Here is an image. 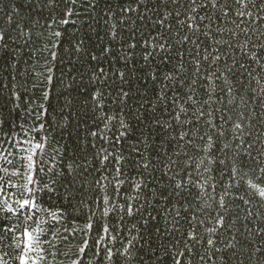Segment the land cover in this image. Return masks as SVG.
Listing matches in <instances>:
<instances>
[{"label": "trees", "instance_id": "1", "mask_svg": "<svg viewBox=\"0 0 264 264\" xmlns=\"http://www.w3.org/2000/svg\"><path fill=\"white\" fill-rule=\"evenodd\" d=\"M93 3L98 5L94 10L88 5H84L80 16L74 14L71 19L76 20V23L67 26L65 36L61 38L63 42L60 43L59 48H53L52 41L54 38L48 33L62 29L57 25L52 30H46L43 25L46 23L49 12H52L54 16H60L65 11L64 4L56 5L55 11H53V9L43 4L42 0H37L38 7L31 6L29 0H0V26L8 35L7 46L0 48V82L8 85L12 83L11 77H16V88L22 92H27L24 99L27 100L31 97L30 102L27 104L29 110L36 109L39 111L40 104H45L49 111L46 121L47 144L49 145L47 148L48 156L55 154L57 159L63 157L73 168L77 165L83 166L85 162L88 163L89 168H92L98 163L94 160V154L99 151L103 141L93 137L91 133L96 131L100 134L104 124L99 123V126H97L95 102L91 100V96L97 90L106 93L101 101L105 105L104 112L106 115L118 117L129 126L127 137L117 147L116 151L118 154L122 152L123 159L128 162L125 164L127 172L144 184V190L139 195L140 201L145 203L148 213H151L152 208H155L161 216V219L152 221L149 215L150 222L145 225V214L142 211L136 225L127 224L128 228L136 227L139 229V233L132 234L139 235L142 233L143 241H152L156 246H159L160 239L157 238V229L172 220L171 214L164 212L163 209L176 204L175 197L169 195V198H165L160 193L167 189L170 194L172 182L180 181L185 168L191 166L192 176L198 178L197 183L204 182L207 184L210 180L211 184L216 186L217 189L210 193L216 199H206V197H209V193L199 195L194 188L191 196L181 198L184 207L189 209L187 215L196 216V219L192 222V227L196 228V234L201 239L207 238L205 233L207 228L211 226L207 223L209 211H220L217 206L219 195L221 191L228 188V185H232L225 197V203L228 205L227 210L223 213L225 226L219 229L217 236L214 237L218 240L217 246L222 249L220 253L215 254V264H254L255 257L253 256V259L250 260L249 254L253 253L256 247L264 245V237L255 234L257 228H264V202H261L259 197L250 188L246 187V184L252 182L257 187H264V173L259 171L261 167H264V160L261 159V154L264 153V103L260 99L264 96V92L256 91L253 96L254 82L252 85H249L247 81L243 85L235 82V88L231 89V97L223 98V101L231 100L232 103L217 100L216 95L213 94L210 101L214 102H211L210 106L203 105L199 101L207 93L199 84V77H196L197 84L191 87L186 85L184 93L191 92L194 97L189 111L192 108L195 109L191 112V120L199 123L184 126V130L190 133L189 138H186L185 141L172 142L173 138L180 134L181 129L175 128V121L171 119L169 110L164 107L168 101L161 102L157 99L156 90L160 88V84L149 79L151 71H155V67L150 66L151 71H149L139 62L142 51L138 42L145 37L151 39L150 34L157 31L152 24V21L156 19L154 15L156 9L149 11L148 2L145 0V18L141 20L138 13L124 16L121 12V0H93ZM152 3H156V0H152ZM80 4H83V0H80ZM124 7H128V5L125 3ZM261 7H264V5H261ZM157 8L162 12L164 11L163 6L160 4H157ZM247 10L253 11L254 16L258 12V10H253L251 6ZM41 11L43 16L39 14ZM102 13H108V16H102ZM10 14L15 17L14 23H19L20 28L25 31L29 28L32 29V40L29 44L25 43L24 37L18 35L19 29L13 28L7 22V17ZM217 14L219 15V13ZM183 18L184 9H181V19ZM228 19L229 22L223 24L217 22L214 29L209 30L212 46L219 47L215 43L217 40L221 44L231 40L233 33H236L237 40L246 41V37L239 34L240 29L230 22L234 17L230 15ZM37 21L39 23H36ZM242 26L250 34H253L252 40L254 42L264 41V36H262L264 27H261L260 23L246 19ZM180 30L190 37L193 35L184 28ZM221 30L223 35L219 34ZM176 31L177 26L174 25L168 36V40L173 47L171 53L173 59L168 67L175 70L177 65H180L186 69L185 72L179 73L181 83L192 80L195 63L200 64V76L206 75L207 69L205 66L207 64L209 68L213 67L210 60L214 55L210 49L205 51V42L208 38L203 35L200 36L201 51L197 53L196 46L191 43L186 47L176 43L173 39ZM42 32L45 34L41 35ZM113 32H115L114 36L112 35ZM74 35L77 40L83 39L84 41L80 52L75 51L77 41L73 39ZM132 43H137L135 49H129V44ZM105 47H111L114 55L109 54L105 57L102 52ZM181 48L185 50L186 61L176 59L177 50ZM52 51L57 53L55 60H51ZM225 51L228 60L227 63L223 59L220 61L219 70L221 72H225L227 67L231 65L239 68L240 63L248 61V57L244 56L239 49L226 47ZM123 52H127L131 58L124 61ZM94 55L97 56L95 61L91 60ZM205 55L209 56V61L203 59ZM220 55L223 57L224 53H220ZM122 62L126 63L128 67H123ZM99 66H102L109 73V78L106 81L102 79L100 83H97L95 82V76ZM160 67L163 68V65H160ZM254 68L259 73L257 79H261V82L264 83V72L259 71L260 64L254 65ZM49 70H51L53 77L51 85L45 82V73ZM118 71H124L127 74L128 79L122 85L114 76ZM247 71L246 68L245 72ZM243 79L244 76L242 75L241 80ZM121 87L129 93L128 99L123 105L118 99ZM214 87L215 85L210 84L209 90ZM255 87L258 88V86ZM46 89H51L48 100H45L42 93V90ZM183 99L184 96L181 97V100ZM16 103L21 102L16 101ZM201 108L203 112H201ZM209 113H211L210 116ZM201 116L203 119H201ZM20 118L24 120V131H28L34 122L26 116L25 111L16 110L15 104L11 102L10 90L4 88L0 91V119H3L6 123L0 129V144L3 145L6 151L0 152V155L13 160L12 165H4L9 172L15 171L18 165L23 163L19 160L22 153L18 149L30 146L17 144L14 149L7 143L10 138L9 133L13 130L19 131L17 125L21 123ZM182 118L187 119L183 114ZM157 120L164 128H167L169 122L173 124L175 130L172 131L171 136L165 133L164 128L157 130ZM209 121L220 123L225 135L218 137L216 133L212 132L213 124L208 123ZM235 123H241L243 128L239 140L233 138L235 134L231 131ZM9 125L11 128H9ZM118 127L119 125L116 123L109 124L112 131L107 134L114 135ZM44 134L37 133L35 135L38 137ZM202 135L205 137L203 140L201 139ZM209 135L212 136L213 145L217 143L220 145L227 144L229 148L227 155L223 151L215 154L211 150L203 151L209 148L207 143ZM93 144L96 145V149L91 147ZM241 144L244 147H239ZM249 144L252 147H249ZM149 145H152L155 149V155L150 151ZM105 146L111 147L110 145ZM137 151H139V155L136 154ZM9 153H11V156L8 155ZM130 153L131 155H129ZM233 154H235V157ZM245 154H248L246 158L249 162L255 156L258 162L255 171L246 169V175L238 173L235 180L230 176L213 173L212 176H208V180H205V176L208 175L206 169L215 167L214 164H206L204 162L205 158L212 160L216 156H225V159L231 162L235 158L245 157ZM149 158V169L145 170L140 167ZM73 160L76 161L75 164L72 163ZM173 160L178 161V163L172 165ZM0 164H3V161H0ZM169 165L172 166L169 167ZM223 167L224 172L227 173L229 165ZM231 167L235 169L236 164L231 163ZM197 169L199 170L197 171ZM138 173H143V175L138 176ZM165 173H167V176ZM92 175L96 176L100 173L93 172ZM44 179L51 181L52 177L49 176ZM124 179L127 182L128 176L126 175ZM222 179L223 183H221ZM6 181L8 184L16 183L17 185L23 182L21 177H9L7 175ZM91 182L92 176L88 177V184L90 185ZM189 183L191 184V181ZM64 188L66 190L67 186L65 185ZM11 193H16L15 196H12V199L15 200L19 195V188L10 189L9 194L11 195ZM132 194L136 195L134 192ZM91 195L92 193H89V199ZM39 199L44 207L67 208L69 218L76 215L73 208L61 200L59 195L52 196L41 193ZM169 200H171V203H169ZM72 204L75 205L76 201L73 200ZM205 208H208L209 211H204ZM249 210L253 213L252 216H248ZM174 213L181 217L182 223L179 225L181 231H191L187 220L184 219L183 208L176 206ZM6 216L7 214H5ZM10 222L5 219V225ZM212 223L214 224L215 221ZM199 225H203V227ZM19 234L20 231L18 230L16 235ZM233 235L237 239L233 240ZM121 238H124L123 234H121ZM62 240L63 237L57 234V244H60ZM126 243L127 240L125 239ZM227 243L236 245L235 249H226ZM14 245L18 247V242L12 239L9 234H4L3 239L0 240V253L8 254V264H15L16 251ZM116 247H120V245L117 244ZM194 247L201 253L208 254L202 246L195 245ZM77 248L78 242L73 240L72 244L66 249L69 255L65 256L61 253L56 256H49L51 264H68ZM51 251L56 252V249L53 248ZM155 251V247L145 243L143 257L151 256ZM45 255H48V253H45ZM87 255L89 257L88 264H98L99 258L94 257L91 251ZM132 256L136 257L137 253L133 251ZM115 264H136V261H125L124 257H119ZM143 264H155V262L143 259ZM191 264H201V262L197 256L193 255ZM261 264H264V261Z\"/></svg>", "mask_w": 264, "mask_h": 264}, {"label": "snow or ice", "instance_id": "2", "mask_svg": "<svg viewBox=\"0 0 264 264\" xmlns=\"http://www.w3.org/2000/svg\"><path fill=\"white\" fill-rule=\"evenodd\" d=\"M42 2L48 8L53 9V11H55L56 5H65V11L60 16H54L52 12H49L46 23L43 25L46 30H52L57 25L62 29L48 33L54 38L52 41L53 48H59L60 43L63 42L61 38L65 36L67 26L76 23V20L71 19L74 14L75 16H80L84 5H88L93 10L98 6L93 3V0H83V4H80V0H42ZM147 2L149 11L156 9L154 13L156 19L152 21V24L157 31L150 34L151 39L145 37L142 41L138 42L142 51L139 62L149 71H151L150 66L155 67V71H151L149 79L160 84V88L156 90L157 99L161 102L168 101L164 107L169 110L171 119L175 121V128L181 129L180 134L174 137L172 142L179 143L185 141L186 138H189L190 133L184 130V126L199 123L198 121L191 120V112L195 111V109L192 108L189 111L194 97L191 92L184 93L186 85L191 87L197 84L196 77H199V84L207 93L199 101L203 105L210 106V103L214 102L210 101V97L213 94L216 95L217 100L222 101L224 97H231V89L235 88V82H239L241 85L245 81L249 85H252L254 82V85L258 86V88L253 87V96L256 91L264 92V83L261 82V79H257L259 73L254 68V65L259 63V71L264 72V41L254 42L252 40L253 34H250L242 26L243 22L249 19L250 21L260 23L261 27H264V7H261V5H264V0H156V3H152V0H147ZM29 3L33 7L39 6L37 0H29ZM125 3L128 7H124ZM157 4L163 6V12L157 8ZM250 6L253 10H258L255 16L253 11L247 10ZM181 9H184L183 19H181ZM144 10L145 0H121V12L124 16L138 13L140 14L139 18L142 20L145 18ZM39 14L43 16L42 11ZM101 15L108 16V13H102ZM230 15L234 17L230 22L240 29L239 34L246 37V41L241 42L237 40L236 33H233L231 40L226 41L224 44H221L217 40L215 43L219 47L212 46L209 30L214 29L217 22L222 24L229 22L228 18ZM14 20L15 17L13 15H8L7 22L13 28L19 29L18 35L24 37L25 43L29 44L32 40V29L29 28L25 31L23 28H20L19 23H14ZM36 23H39V21ZM174 25L177 26L176 34L173 37L176 43L185 47L191 43L196 46L197 53L201 51L200 36L203 35L208 38L205 42V51L210 49L214 55H212L210 60V64L213 67L209 68L207 64L205 66L207 69L206 75L200 76V64L195 63L192 80L181 83L179 73L185 72L186 69L180 65H177L175 70L168 67V64L173 59L171 55L173 47L168 40V36ZM181 28L186 29L193 35L190 37L185 32H182ZM44 34L43 32L41 33V35ZM219 34L223 35V31L221 30ZM112 35L114 36L115 32ZM262 36H264V33H262ZM73 39L77 41L75 51L80 52L84 42L83 39L77 40L75 35ZM7 44L8 35L2 26H0V48L6 47ZM136 47L137 43L129 44V49H135ZM226 47L241 50L243 55L248 57V61L240 63L239 68L231 65L227 67L225 72H221L219 70L220 61L223 59L227 63L228 60L225 51ZM102 52L105 57L109 54L114 55L111 47L103 48ZM220 53H224L223 57ZM56 56L57 53L52 51L51 60H55ZM123 56L124 61L131 58L127 52H123ZM176 59L186 61V53L183 48L177 50ZM203 59L209 61V56L205 55ZM91 60H97V56H92ZM160 65H163V68ZM122 66L128 67L123 62ZM246 68L248 69L247 72H245ZM242 75L244 76L243 80H241ZM114 76L119 80L121 85L128 79L124 71H118ZM45 77V82L51 85L53 82L51 70L45 73ZM108 78L109 73L102 66H99L95 82L100 83L102 79L106 81ZM11 81L12 83L8 85L0 82V91L8 88L11 92V102L15 104L16 110L25 111L26 116L34 122L28 131H24V120L20 118L21 123L17 125L19 131L13 130L9 133L10 138L7 140V143L14 149L17 144L22 146L30 145L18 149L22 153L19 160L23 163H20L15 171L9 172L8 168L4 166L5 164L12 165L13 160L0 155V161H3V164H0V240L7 233L18 242V247L13 246L16 251L15 264H51L49 256H56L61 253L65 256L69 255L66 249L72 244L73 240L78 242V248L68 264H88L89 257L87 254L89 251L92 252L94 257L99 258L98 264H115L119 257H124L125 261L135 260L136 264H143V259L152 260L155 264H191L193 255L199 258L201 264H215V254L220 253L222 249L217 246L218 240L214 237L217 236L219 229L225 226L223 213L228 207L225 203V197L228 189L232 187L231 184L228 185V188L221 191L219 195V199L217 200L219 212L216 210L209 211L208 208L204 209V211H209L207 223L211 226L206 230L205 235L207 238L201 239L196 234V228L192 227V222L196 219V216L187 215L189 209L184 207L181 198L191 196L192 189L194 188L199 195L209 193V197H206V199H216L210 193L217 189L216 186L211 184L210 180L207 184L204 182L197 183L198 178L192 176L191 166L186 167L180 181L172 182L170 194L167 189L160 193L165 198H169V195L175 197L176 204L163 209L164 212L171 214L172 220L157 229V238L160 239L159 246H156L152 241H143L142 233L139 235L132 234L139 233V229L136 227L128 228L127 224L136 225V221L142 214V211L145 214V225L150 222L149 215L152 221L161 219V216L156 212L155 208H152V212L148 213V209L145 203L140 201L139 195L144 190V184L127 172L125 164L128 162L123 159L122 152L118 154L116 151L117 147L127 137L129 126L118 117L106 115L104 112L105 105L101 102L106 93L97 90L91 96V100L95 102L97 126H99V123L104 124V128L101 129L100 134L96 131L91 133L93 137L103 141L99 151L94 154V160L98 161V163L92 168H89L87 162L83 166L77 165V167L73 168L63 157L57 159L55 154L50 157L48 156L47 148L49 145L47 144L46 121L49 111L45 107V104H40L39 111L27 109V104L30 102L31 97L27 100L24 99L27 92H22L16 88V77H11ZM210 84L215 85L211 90H209ZM42 93L45 100H48L51 89L42 90ZM128 96V91L121 87L118 97L121 105L128 99ZM182 96H184L183 100H181ZM260 99L264 103V96ZM16 101H20L21 103H16ZM223 102L232 103L231 100ZM201 112H203L202 108ZM182 114L187 119H183ZM208 115L210 116L211 113ZM201 119H203L202 116ZM5 123L3 119H0V129H2ZM114 123L119 125L116 133L108 135L107 133L112 131L109 128V124ZM208 123L213 124L211 131L216 133L218 137L225 135L220 127V123L215 121H209ZM57 126L59 127V125ZM9 128H11L10 125ZM161 128H164V126L160 125L157 120V130L159 131ZM173 130L175 129L171 122L168 123L167 128H164L165 133L169 136H171ZM231 131L235 134L233 138L239 140L240 134L243 131L241 123H235ZM37 133L45 134L37 137L35 135ZM201 139L203 140L205 137L202 135ZM207 143L209 148L203 151L211 150L213 154L223 151L225 155L229 152L227 144L220 145L217 143L213 145L211 135L207 137ZM105 145H110L111 147H106ZM91 147L96 149L95 144L91 145ZM239 147H244V145L241 144ZM249 147H252V145L249 144ZM149 149L153 155L156 154L152 145H149ZM5 151L6 149L0 144V152ZM136 154L139 155V151ZM8 155L11 156V153ZM233 155L235 157V154ZM247 155L235 158L231 162L226 160L225 156H216L212 160L205 158L204 162L206 164L215 165L213 168L206 169L208 175L205 176V180H208V176H212L213 173L230 176L235 180L238 173L246 175V169L255 171L258 162L255 156L249 162L246 158ZM261 159L264 160V153L261 154ZM72 163L75 164L76 161L73 160ZM177 163L178 161L176 160L172 161V165ZM231 163L236 164L235 169L231 167ZM172 165H169V167ZM224 165H229L227 173L224 172ZM149 166L150 158L140 165L145 170H148ZM259 171L264 173V167H261ZM93 172H98L100 175L93 176ZM6 175L9 177H21L23 182L19 185L16 183L8 184ZM126 175L128 176L127 182L124 179ZM137 175H143V173H138ZM165 175L167 176V173ZM49 176L52 177L51 181L44 179ZM90 176H92V182L89 185L88 177ZM257 178L259 179V177ZM189 181H191V184ZM221 183H223V179ZM65 185L67 186L66 190L64 188ZM246 187L250 188L259 197L261 202H264V187H257L252 182H248ZM17 188H19V195L13 200L12 196H15L16 193H11L10 195L9 190ZM133 192L136 195H133ZM41 193L52 196L59 195L61 200L73 208L76 215L69 218L67 208L55 209L51 206L44 207L39 199ZM89 193H92L90 199L88 198ZM73 200L76 201L75 205L72 204ZM169 203H171V200H169ZM176 206L183 208L185 213L184 219L187 220L191 231H181L179 226L182 223L181 217L174 213ZM5 214H7L6 217ZM252 215L253 213L249 210L248 216ZM5 219L11 222L5 225ZM165 219L167 218L165 217ZM213 221H215L214 224L212 223ZM199 226L203 227V225ZM18 230L20 234L16 235ZM250 231L252 230L250 229ZM57 234L63 237L60 244L56 242ZM121 234H123V239L121 238ZM255 234L264 237V228H257ZM125 239L127 240L126 244ZM232 239L235 240L237 238L233 235ZM145 243H149L152 247L156 248V251L151 256L143 257ZM117 244L120 247H116ZM195 245L202 246L208 254L205 255L198 251L194 247ZM225 247L226 249L234 250L236 245L227 243ZM53 248L56 249V252L51 251ZM133 251L137 253L136 257L132 256ZM45 253H48V255H45ZM253 256L255 257L254 264H261L264 261V245L256 247L254 252L249 254V259H253ZM0 264H8L7 253H0Z\"/></svg>", "mask_w": 264, "mask_h": 264}]
</instances>
